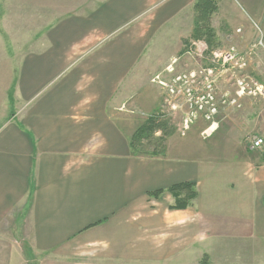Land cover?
Listing matches in <instances>:
<instances>
[{"label": "crops", "instance_id": "obj_1", "mask_svg": "<svg viewBox=\"0 0 264 264\" xmlns=\"http://www.w3.org/2000/svg\"><path fill=\"white\" fill-rule=\"evenodd\" d=\"M195 5L0 0V43H31L0 58V264H184L188 244L264 264V100L183 135L182 99L152 80L166 66L147 65ZM179 185L197 197L171 210ZM233 241L256 253L212 259Z\"/></svg>", "mask_w": 264, "mask_h": 264}, {"label": "rangeland", "instance_id": "obj_2", "mask_svg": "<svg viewBox=\"0 0 264 264\" xmlns=\"http://www.w3.org/2000/svg\"><path fill=\"white\" fill-rule=\"evenodd\" d=\"M197 2L198 0H196V4ZM203 11V8H195L193 14L190 15L188 24H184L183 29L178 27L179 38L170 37L164 43H159L156 51L161 52V57L151 56L147 65L166 66L167 70L172 66L173 74L165 73L161 76L162 79L172 82L179 76L190 77L192 72L199 75L201 72L212 70L214 74L211 76V80L216 87V98L220 107L216 122L220 123L219 127L221 128L230 113L236 116L240 113L253 114L259 108L253 101L249 102L247 106H243V103L240 102L241 99L264 100V96L259 95V92L239 97L241 89L238 85L240 81L245 80V83L250 85L256 83L264 90V0H215L210 6V11L207 10L205 13ZM197 34H199L198 38H196ZM208 39L213 40L210 43ZM30 44L27 42H1L0 58L5 59L4 62L8 68L12 66L14 68L16 58L11 54L16 49H26V46ZM5 51H8V56ZM215 54L219 56L216 59ZM227 55L232 56L229 62L225 60ZM235 61L241 63L242 68L237 67L233 63ZM157 77L160 75H153L152 80ZM192 90L194 91V89ZM169 96L173 98L172 95L169 94ZM180 98L185 106L181 107L183 110H179V113L187 116L189 110L185 102L186 96L183 95ZM250 130L248 129V134ZM231 134L238 138L246 134V131L234 126ZM200 139L204 141L202 138ZM221 244H218L220 249H217L216 254L214 253L212 258L214 261L223 259L227 254L233 257L238 255L247 257L256 253V250L250 246L252 243H235L233 241ZM157 260L153 259L152 264H159ZM183 260L184 264H210V258L203 254L202 249H197L190 244L184 247Z\"/></svg>", "mask_w": 264, "mask_h": 264}, {"label": "built area", "instance_id": "obj_3", "mask_svg": "<svg viewBox=\"0 0 264 264\" xmlns=\"http://www.w3.org/2000/svg\"><path fill=\"white\" fill-rule=\"evenodd\" d=\"M214 56L215 59L219 57L216 54ZM226 58V62H229L232 59V56L227 55ZM233 63H235L237 67L242 68L241 63H238L236 61ZM167 71L170 74L174 73V69L172 66ZM204 74L205 79L203 80ZM213 74L214 73L212 70L201 72L199 75L195 72H192L190 74V77L179 76L176 77L173 82L171 81L172 83L160 80L159 77L154 80V82H157L160 86L166 88L169 91V94L172 95L174 99H178L179 97H181L180 95L186 96L187 100L185 102L188 106L187 109L189 110V113L187 114V116L185 115L186 117L183 121V135L187 133L191 126L201 116L211 124L209 129L205 131L204 136L208 137L217 129L218 123H216L215 120L219 113L220 107L216 98V87L214 86V82L211 80V76ZM238 85L239 89H241V92H239L241 93V95H239V97L248 96V94H257L256 92H259V95L264 96V90H262V87L258 86V84L256 83L250 85L248 83H245V80H242L238 83ZM192 89H194V91ZM171 107L178 110L180 108V105L175 104ZM263 145L264 140L262 138H254L251 144V150L260 151L263 148Z\"/></svg>", "mask_w": 264, "mask_h": 264}, {"label": "trees", "instance_id": "obj_4", "mask_svg": "<svg viewBox=\"0 0 264 264\" xmlns=\"http://www.w3.org/2000/svg\"><path fill=\"white\" fill-rule=\"evenodd\" d=\"M209 1V3H208ZM215 0H198L197 4L195 5V8L204 9V13L209 10L211 4L214 3ZM199 37V34H197L196 38ZM213 38V37H212ZM213 39H208V41L211 43ZM191 187V190L193 189L192 186L189 185H179L177 187H174L170 190L173 195H177L176 197V205L174 207H171V210H186L191 202L196 199L197 193L192 190L191 193H189L187 190ZM160 193H155L154 196H158ZM174 195V196H175Z\"/></svg>", "mask_w": 264, "mask_h": 264}]
</instances>
